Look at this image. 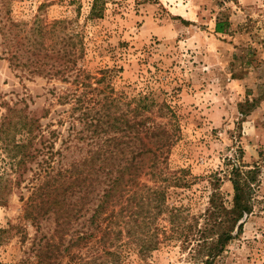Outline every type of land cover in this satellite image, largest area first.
Segmentation results:
<instances>
[{
  "label": "trees",
  "instance_id": "obj_1",
  "mask_svg": "<svg viewBox=\"0 0 264 264\" xmlns=\"http://www.w3.org/2000/svg\"><path fill=\"white\" fill-rule=\"evenodd\" d=\"M0 1V37L8 62L31 77L59 78L70 85L58 97L60 105L71 104L74 134L64 144L72 137L70 142L76 138L89 147L83 157L64 164L63 151L55 150L59 134L42 124L48 110L39 115L23 99L0 103V207L24 184L30 193L25 218L38 229L46 218L54 224L53 234L36 245L35 264H56L64 257L72 264H123L130 251L145 260L177 244L187 253V264H215L254 213L260 166L245 164L242 156L228 160L230 201L213 173L205 177L209 197L203 213L170 207L169 189L189 188L191 174L170 169L181 131L168 103H159L149 87L128 100L115 92L111 70H87L82 37L66 33L72 21L48 23L42 17L61 0H44L28 28L10 19L9 0ZM104 5L94 0L89 19H100ZM228 28L218 22L215 33L226 34ZM14 230L12 225L0 230V244L4 236H15ZM89 247L94 252L85 261L81 251Z\"/></svg>",
  "mask_w": 264,
  "mask_h": 264
},
{
  "label": "rangeland",
  "instance_id": "obj_2",
  "mask_svg": "<svg viewBox=\"0 0 264 264\" xmlns=\"http://www.w3.org/2000/svg\"><path fill=\"white\" fill-rule=\"evenodd\" d=\"M93 1L61 0L41 14L48 23L72 21L66 33L82 37L85 67L92 72L111 70L117 95L129 100L149 87L159 103L165 101L172 108L181 140L170 158V169H188L191 175L187 176L189 188L169 189L170 207H186L190 215L203 213L209 197L205 177L213 173L219 174L221 191L230 201L228 160L242 156L245 164L260 166L254 213L215 264H264V0H171L166 4L101 0L103 16L89 19ZM43 3L9 0V17L28 28ZM218 22L228 23L226 34L215 33ZM7 59L0 37V103L23 99L39 115L48 110L42 124L59 134L55 150L63 151L64 164L83 157L89 149L87 141L73 138L70 142V137L64 144L69 133L74 134L69 130L71 104L60 105L58 97L70 85L59 78L31 77L14 69ZM80 128L76 123V129ZM29 194L23 184L7 206L0 207V230L10 225L17 228L15 236L3 237L0 264H35L36 245L53 234L51 219H44L38 229L25 218ZM93 252L90 247L83 249L81 259L90 261ZM186 258L177 244L145 260L130 251L123 264H187ZM56 264L72 263L64 257Z\"/></svg>",
  "mask_w": 264,
  "mask_h": 264
},
{
  "label": "crops",
  "instance_id": "obj_3",
  "mask_svg": "<svg viewBox=\"0 0 264 264\" xmlns=\"http://www.w3.org/2000/svg\"><path fill=\"white\" fill-rule=\"evenodd\" d=\"M160 2H162V3H165L166 2L167 3V2H172V1L171 0H160Z\"/></svg>",
  "mask_w": 264,
  "mask_h": 264
}]
</instances>
